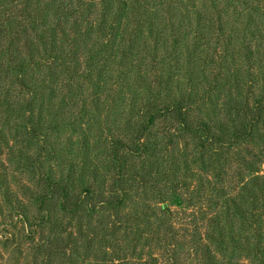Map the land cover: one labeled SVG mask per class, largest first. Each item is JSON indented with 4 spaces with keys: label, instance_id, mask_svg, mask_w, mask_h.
I'll return each instance as SVG.
<instances>
[{
    "label": "rangeland",
    "instance_id": "374dc122",
    "mask_svg": "<svg viewBox=\"0 0 264 264\" xmlns=\"http://www.w3.org/2000/svg\"><path fill=\"white\" fill-rule=\"evenodd\" d=\"M26 1L0 0V51L66 57L0 68V264H264V0H186L203 41L125 40L132 63L103 80L85 64L124 24L132 36L135 9L119 25L111 0H35L41 20L16 33L6 18L24 21ZM58 73L73 90L50 89ZM98 79L127 105L92 101ZM180 101L185 121L167 111ZM154 109L166 114L140 126Z\"/></svg>",
    "mask_w": 264,
    "mask_h": 264
},
{
    "label": "trees",
    "instance_id": "16d2710c",
    "mask_svg": "<svg viewBox=\"0 0 264 264\" xmlns=\"http://www.w3.org/2000/svg\"><path fill=\"white\" fill-rule=\"evenodd\" d=\"M138 1L139 0H111L108 3L109 14H110L108 16L113 19L114 24L121 25V23H123V22H120V17H121V14L125 13V11L129 8L128 6L129 4L131 5L132 9H135L134 10L135 12L130 13L132 14L130 17H128L129 14L127 15L128 23L126 22L127 24L132 25L133 32L131 33L132 35L131 37H128V36L123 37L122 35L125 34L124 33L125 30L128 28L124 24V27L122 28L121 33L118 34L120 37V44L117 46L109 45V47L101 48L97 50L96 54L91 55L92 59L90 58L91 59L90 62L89 61L86 62L85 65L88 68L86 69L87 72L88 73L97 72L98 77L101 78L100 80L114 79L115 77H119V76H121L122 78L124 77L123 76L124 74H121L118 76H114V75L112 76V74L114 73L113 67L116 66L117 63L131 64L134 59V58H130L126 54V53L132 54L134 46L131 45L129 47L130 48L129 52L125 51V47L123 48L124 44H122L123 41L125 40H129V43H133L138 48L144 49L149 46L148 39H151L152 42L154 43V46L152 48H156L157 46L156 44L158 43L157 40L161 39V37H164L163 35H165V33L170 32V37L172 38L171 40L172 46L174 48H178L179 46H181V47H185L188 50L189 45L191 47V44L196 43L195 44L196 46L199 44L196 42L197 38H198V42L203 41L204 39V32H203L204 27L203 26L198 27L197 29L198 33L195 36V40L193 41L194 43H192V41L190 42L188 38V35L190 34L189 33L190 19L189 18L187 19L188 4L186 3V0H160L159 4L157 5V7L159 6V11L157 12L155 8L153 9L151 8V2L153 0H141L140 7H138V3H139ZM37 6H39V4L38 3L36 4L35 0L26 1V10L23 12V14L25 15L22 17L25 22L18 21V20L11 21L10 20L11 18L7 17L6 21L8 22V25L17 26L16 33H20L22 32L20 27L22 26L23 23L29 27L31 23H34L35 19L41 20L40 18L41 12H39V9L37 8ZM112 6H114L113 9H111ZM135 6L136 8H134ZM158 18L161 20L165 18L166 21L164 22L163 26H166L167 29L161 26L162 22L158 23L160 21ZM35 26H40V25L36 24ZM116 30H117L116 28H113V32H115ZM0 31L3 33H7V29H5V27H3ZM13 34L14 32L10 35H13ZM27 36H30V39L34 40L36 39V37H39V34H34L35 38L32 37L31 34ZM52 39H53L52 41H54V38ZM164 40L166 41L167 39L164 38ZM111 41L113 42L114 40H111ZM11 49L12 48H6L0 51V57H2L0 59V68L4 71L5 70L15 71L14 68L10 67V65L12 64L14 66L16 65V70L20 72L21 68L26 67V65H33L34 64L33 60H35L36 58L43 59V55L48 61L49 59L63 60L66 57V54H64L65 52L63 50H60L59 48L57 49L54 46H52L50 49L48 48L42 49L39 47H36V48L27 47L28 50L27 49L21 50L25 48H18L17 50L14 51L15 57L11 56V53L13 52ZM140 49H137L136 51ZM69 53L70 55H67V56H69L70 58H72L73 61H75V65H76L75 69L77 70L80 67V66L78 67V62H77L78 55L75 52H69ZM120 58H123V59L120 60ZM175 59L179 65L180 60H178L177 58ZM185 59H186V56H185ZM3 60L5 61V63ZM188 60H192V59L190 58ZM5 66H7V69H5ZM137 76H140V78H144L142 75H140V71L139 73H137ZM156 78H159V77H156ZM100 80L98 79V82H95L94 85L101 87ZM50 85H53V86H50V89L52 91L53 90L56 91L58 89V86L66 90L69 88L70 90H73V84L70 82V80L64 75L61 76L59 73L54 74L51 77ZM118 87H124V86L121 84H116V83H111L110 86L104 84L103 87L100 88V92L92 93L90 95V98H92V101L93 100L99 101L100 104L107 101L106 106L107 105L114 106L117 103H119L123 107L124 105H127L126 95L122 89L118 90ZM103 91L104 93H101ZM171 107L172 108L168 109L167 111L171 112L175 110L177 112V115H178L177 117L179 119L184 120V121L186 120V117H187V115H185L186 107L184 106L182 101L172 104ZM164 112H165L164 110H160V109L151 110V112L148 113L147 117L140 123V126H144L147 123L149 124L154 123V120L158 118L159 114L161 116H162V113L166 114ZM127 125L132 126L131 121H128ZM202 127L206 129L207 125L203 124ZM117 144L124 145L123 142L118 140L117 142L115 141L112 144V146L117 145ZM143 149H145V144H143ZM260 178H262V183L264 184V176L262 177L257 176L254 179L255 183H258L256 181L259 180ZM79 203L80 202L76 201L74 203V207L76 208Z\"/></svg>",
    "mask_w": 264,
    "mask_h": 264
}]
</instances>
